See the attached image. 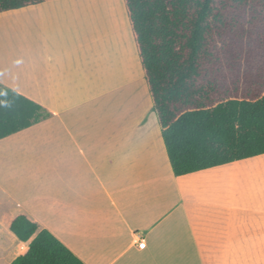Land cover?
<instances>
[{"label":"crops","instance_id":"0c3cea01","mask_svg":"<svg viewBox=\"0 0 264 264\" xmlns=\"http://www.w3.org/2000/svg\"><path fill=\"white\" fill-rule=\"evenodd\" d=\"M96 3L0 13L24 16L28 42L0 60V85L50 114L0 140V225L17 240L9 223L26 215L84 264H264V155L176 177L156 117L130 138L136 100L124 93L136 88L146 110L151 99L123 0L108 26L84 31L80 6ZM4 159L40 166L9 177ZM47 159L70 161L53 171Z\"/></svg>","mask_w":264,"mask_h":264},{"label":"trees","instance_id":"16d2710c","mask_svg":"<svg viewBox=\"0 0 264 264\" xmlns=\"http://www.w3.org/2000/svg\"><path fill=\"white\" fill-rule=\"evenodd\" d=\"M52 0H0V13ZM174 176L264 155V0H123ZM50 116L0 85V140ZM10 264H84L26 215Z\"/></svg>","mask_w":264,"mask_h":264},{"label":"rangeland","instance_id":"374dc122","mask_svg":"<svg viewBox=\"0 0 264 264\" xmlns=\"http://www.w3.org/2000/svg\"><path fill=\"white\" fill-rule=\"evenodd\" d=\"M92 1V0H91ZM97 1L96 4L91 5H85L80 6L82 8V21L84 23V31L87 29V25L89 27L98 28V27H105V23H107V26L111 23V16L110 11L111 8L116 7L119 4V0H94ZM10 20V22L6 23V21L1 24V21L4 20ZM0 60L6 59V51L10 49H15L18 47H25L27 45V39H26V19L24 16L19 17H11V16H4L0 17ZM136 88L130 87L128 91L124 94L131 93L132 96L135 97V104L130 105V109L133 111V117L134 122L132 124V127H130L131 122L130 119L128 122H125L124 124H128L129 129L133 130L132 133H130V138H135L137 134H135L136 131H134L135 127L139 125L140 118L144 116V114H147L148 122L149 120L155 119V114L150 107V109L146 110V107L143 106V97L140 95L138 96L136 93ZM123 94V95H124ZM122 95V96H123ZM130 95V94H129ZM126 99V98H125ZM131 99V98H130ZM132 100V99H131ZM133 101V100H132ZM124 101L122 102V99L120 100V103L114 104V110L115 112H126L124 111ZM126 103L129 105V102ZM129 111V110H128ZM130 114V111H129ZM129 117V116H128ZM123 118V117H122ZM136 130V129H135ZM149 131V130H147ZM149 133V132H148ZM157 141V139H156ZM141 151V150H140ZM1 160V159H0ZM7 163L5 167V172L12 177H17L20 174H23V172H29L32 171L33 168L36 166H40L38 164L34 165L35 159H4ZM10 160H12L10 162ZM70 159H58L55 163L50 162V160L47 159V162L43 164L44 170H53V171H64L63 169H67L68 162ZM154 160V159H153ZM149 163V159H147V164ZM25 250V246L20 244L17 240H13L9 237V234L7 233V230L5 227H2L0 225V264H8L10 261H12L17 256L23 254Z\"/></svg>","mask_w":264,"mask_h":264},{"label":"built area","instance_id":"2783aa9c","mask_svg":"<svg viewBox=\"0 0 264 264\" xmlns=\"http://www.w3.org/2000/svg\"><path fill=\"white\" fill-rule=\"evenodd\" d=\"M144 247V243H143V241H139V243H138V248H143Z\"/></svg>","mask_w":264,"mask_h":264},{"label":"bare ground","instance_id":"6f19581e","mask_svg":"<svg viewBox=\"0 0 264 264\" xmlns=\"http://www.w3.org/2000/svg\"><path fill=\"white\" fill-rule=\"evenodd\" d=\"M5 21H6V23L10 22V20L6 19V20H4V21H1V22H2L1 24H3ZM0 26H1V25H0Z\"/></svg>","mask_w":264,"mask_h":264}]
</instances>
